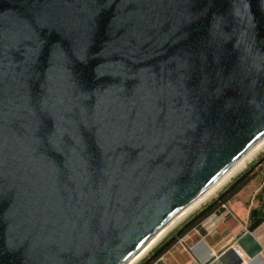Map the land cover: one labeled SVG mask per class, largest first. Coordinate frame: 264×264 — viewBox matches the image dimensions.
I'll return each instance as SVG.
<instances>
[{
    "label": "water",
    "instance_id": "95a60500",
    "mask_svg": "<svg viewBox=\"0 0 264 264\" xmlns=\"http://www.w3.org/2000/svg\"><path fill=\"white\" fill-rule=\"evenodd\" d=\"M264 137V0H0V264H125Z\"/></svg>",
    "mask_w": 264,
    "mask_h": 264
},
{
    "label": "crops",
    "instance_id": "0c3cea01",
    "mask_svg": "<svg viewBox=\"0 0 264 264\" xmlns=\"http://www.w3.org/2000/svg\"><path fill=\"white\" fill-rule=\"evenodd\" d=\"M241 192L228 202L224 212L213 214L207 219V221H212L213 225L205 232L198 233L199 239L188 245L187 248L179 249L176 246L166 254L163 261L166 264H202L208 261L211 254L214 253L218 258L212 260V264H236L239 259L233 253L232 246L239 244L249 256L246 264H264V245L258 240L259 236L256 232L243 231L237 236L238 232L234 233L236 225L232 226L231 223L224 222L223 215L228 212V207L234 209L242 217L247 216V210L243 208V203L239 199ZM230 215L233 216L232 213Z\"/></svg>",
    "mask_w": 264,
    "mask_h": 264
},
{
    "label": "trees",
    "instance_id": "16d2710c",
    "mask_svg": "<svg viewBox=\"0 0 264 264\" xmlns=\"http://www.w3.org/2000/svg\"><path fill=\"white\" fill-rule=\"evenodd\" d=\"M260 188L255 198L257 206L249 210L247 230L252 231L264 220V153L250 162L245 169L234 177L217 195L203 204L200 209L190 214L179 226L172 229L144 257L135 264H166L163 258L174 249L188 233L201 229L202 223L213 214L226 210L230 202L239 192L252 182L259 180Z\"/></svg>",
    "mask_w": 264,
    "mask_h": 264
},
{
    "label": "rangeland",
    "instance_id": "374dc122",
    "mask_svg": "<svg viewBox=\"0 0 264 264\" xmlns=\"http://www.w3.org/2000/svg\"><path fill=\"white\" fill-rule=\"evenodd\" d=\"M264 153V148L259 151L247 164L246 166L254 161L258 156L262 155ZM245 166V167H246ZM245 167H243L236 175H234L227 183H225L219 190H217L213 195H211L209 198H207L205 201H203L202 203H200L195 209H193L187 216H185V218H183L181 221H179L172 229L176 228L177 226H179L190 214H192L193 212H195L196 210L200 209L201 206L203 204H205L206 202H208L209 200H211L212 198H214L218 192H220L224 187H226L228 185V183H230V181L236 177L240 172H242ZM260 179L259 180H256L254 182H252L249 186H247L240 194L239 196V199L242 201V206L245 210H247V216H244L242 217V215L240 214H237L235 212L234 209H232L231 207H228V212L226 213V215H223V218H224V222L226 224L228 223H231L232 226L236 225V229H235V232L234 233H237L238 232V235L239 236L243 231H248L247 230V225L249 223V218H248V214H249V210L251 208H254L257 206V201H256V194L257 192L259 191V188H260ZM230 213L233 214V216L235 215L236 217H233L232 215H230ZM228 215V217H227ZM213 225V222L212 221H207L205 220L203 223H202V226H201V229L199 230H195V231H192L190 233H188V235H186L176 246L179 248V249H182L183 247H186L190 244H192L194 241H196L197 239H199V234L198 233H201V232H205L206 230L210 229ZM172 229H170L169 231H171ZM240 231V232H239ZM252 231H255L257 236H259L258 240L264 245V220H262ZM252 231H248V232H252ZM169 233V232H167ZM167 233L165 235H167ZM162 239V238H161ZM160 239V240H161ZM159 240V241H160ZM158 241V242H159ZM157 242V243H158ZM156 243V244H157ZM155 244V245H156ZM154 245V246H155ZM146 254H144L142 257H144ZM141 257V258H142ZM140 258V259H141ZM139 259V260H140ZM137 260V261H139ZM136 261V262H137ZM135 262V263H136ZM134 263V264H135Z\"/></svg>",
    "mask_w": 264,
    "mask_h": 264
},
{
    "label": "bare ground",
    "instance_id": "6f19581e",
    "mask_svg": "<svg viewBox=\"0 0 264 264\" xmlns=\"http://www.w3.org/2000/svg\"><path fill=\"white\" fill-rule=\"evenodd\" d=\"M264 148V137L260 139L254 146H252L236 163H234L215 183H213L203 195L196 199L193 203L178 213L171 219L159 232H157L152 239L131 259L125 264H134L144 254H146L161 238L165 236L170 229H172L179 221L187 216L200 203L205 201L217 190H219L225 183H227L234 175H236L246 164L262 149Z\"/></svg>",
    "mask_w": 264,
    "mask_h": 264
},
{
    "label": "built area",
    "instance_id": "2783aa9c",
    "mask_svg": "<svg viewBox=\"0 0 264 264\" xmlns=\"http://www.w3.org/2000/svg\"><path fill=\"white\" fill-rule=\"evenodd\" d=\"M226 209H227V207H226ZM232 251L235 254V256H237L239 259V262L236 264H246L247 261L249 260V256L247 255V253L243 250V248L239 244H234L232 246ZM263 253H264V247H263ZM215 258H218V256L216 254L212 253L210 258L208 259V261H206L202 264H212V260H214Z\"/></svg>",
    "mask_w": 264,
    "mask_h": 264
}]
</instances>
